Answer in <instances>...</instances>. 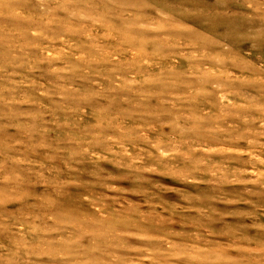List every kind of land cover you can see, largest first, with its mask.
<instances>
[{"label": "rangeland", "instance_id": "1", "mask_svg": "<svg viewBox=\"0 0 264 264\" xmlns=\"http://www.w3.org/2000/svg\"><path fill=\"white\" fill-rule=\"evenodd\" d=\"M0 264H264V0H0Z\"/></svg>", "mask_w": 264, "mask_h": 264}]
</instances>
